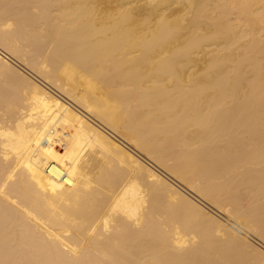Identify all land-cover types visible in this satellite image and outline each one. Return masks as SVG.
I'll list each match as a JSON object with an SVG mask.
<instances>
[{
  "label": "bare ground",
  "instance_id": "obj_1",
  "mask_svg": "<svg viewBox=\"0 0 264 264\" xmlns=\"http://www.w3.org/2000/svg\"><path fill=\"white\" fill-rule=\"evenodd\" d=\"M0 264H264V0H0Z\"/></svg>",
  "mask_w": 264,
  "mask_h": 264
},
{
  "label": "rangeland",
  "instance_id": "obj_2",
  "mask_svg": "<svg viewBox=\"0 0 264 264\" xmlns=\"http://www.w3.org/2000/svg\"><path fill=\"white\" fill-rule=\"evenodd\" d=\"M161 170V169H160Z\"/></svg>",
  "mask_w": 264,
  "mask_h": 264
}]
</instances>
